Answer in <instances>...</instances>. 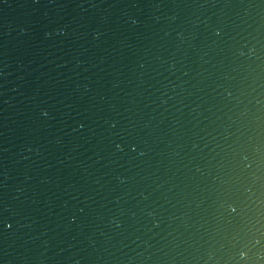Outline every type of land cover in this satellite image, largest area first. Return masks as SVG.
Here are the masks:
<instances>
[{
    "label": "water",
    "instance_id": "obj_1",
    "mask_svg": "<svg viewBox=\"0 0 264 264\" xmlns=\"http://www.w3.org/2000/svg\"><path fill=\"white\" fill-rule=\"evenodd\" d=\"M0 264H264V0H0Z\"/></svg>",
    "mask_w": 264,
    "mask_h": 264
},
{
    "label": "clouds",
    "instance_id": "obj_2",
    "mask_svg": "<svg viewBox=\"0 0 264 264\" xmlns=\"http://www.w3.org/2000/svg\"><path fill=\"white\" fill-rule=\"evenodd\" d=\"M46 114V113H45Z\"/></svg>",
    "mask_w": 264,
    "mask_h": 264
}]
</instances>
